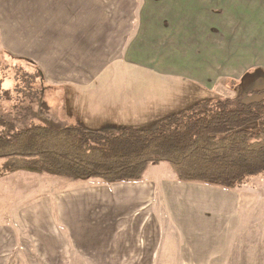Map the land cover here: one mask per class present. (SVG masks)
Returning <instances> with one entry per match:
<instances>
[{
    "label": "crops",
    "instance_id": "1",
    "mask_svg": "<svg viewBox=\"0 0 264 264\" xmlns=\"http://www.w3.org/2000/svg\"><path fill=\"white\" fill-rule=\"evenodd\" d=\"M250 40L256 53L245 47ZM259 42L264 0H0L2 53L60 83L61 123L90 131L154 129L219 98L230 79L264 66ZM162 165L138 182H65L51 200L46 174L5 172L0 160V264L27 246L48 254L44 264L86 263L83 255L153 264L165 236L182 264L222 263L238 236L229 225L238 190L154 176Z\"/></svg>",
    "mask_w": 264,
    "mask_h": 264
},
{
    "label": "trees",
    "instance_id": "2",
    "mask_svg": "<svg viewBox=\"0 0 264 264\" xmlns=\"http://www.w3.org/2000/svg\"><path fill=\"white\" fill-rule=\"evenodd\" d=\"M259 93L261 100L248 103L231 97L200 102L150 130L55 123L17 129L0 119V160L5 172L30 168L108 184L138 182L150 165L167 162L179 182L236 190L264 174V90ZM41 107L50 109L45 102Z\"/></svg>",
    "mask_w": 264,
    "mask_h": 264
},
{
    "label": "rangeland",
    "instance_id": "3",
    "mask_svg": "<svg viewBox=\"0 0 264 264\" xmlns=\"http://www.w3.org/2000/svg\"><path fill=\"white\" fill-rule=\"evenodd\" d=\"M213 12L214 14H220L221 11L219 8H214ZM228 12L230 26L235 31L238 24L236 9H230ZM238 25L241 26L240 23ZM244 27L247 29L249 26L244 25ZM263 43L259 42V45L262 46ZM245 47L250 51L254 50L256 53L258 45L256 41L252 43L250 40ZM259 48L262 50L261 47ZM224 79H220L219 83L226 85ZM62 88L60 83L42 74L36 65L27 58H14L7 51L3 54L0 50V119L13 124L17 129L27 128L35 124L55 123L65 125L61 123L64 120ZM225 90L227 92L217 90L221 93L220 97L239 98L247 103L261 100L263 97L259 92L264 90V66L250 68L242 80L230 79ZM4 92H8L9 95L5 97ZM43 102L49 105V111L42 109ZM163 164L165 165H162L154 176L158 177L159 175L162 177L174 173L169 163L165 162ZM38 174L44 173L38 172ZM45 176L42 177L43 182L46 184L45 189H50L48 192L52 195L46 198L51 200H54L52 198L61 192V188L66 184L65 182H81L78 180L70 181L67 177ZM37 181L32 178L29 184ZM95 181L102 182L100 180ZM59 186H61L60 189L56 188ZM237 190L238 197L235 198L239 203L237 209L233 211L234 202L230 200L229 225L231 230L235 229V233L237 230L238 236L231 242L232 247L229 250V257L220 264H264V174L248 177ZM30 197L32 198L31 193L29 199H31ZM22 200H25V198H22ZM170 242L171 236H165L160 246L162 248H159L156 257L153 259V264H182V259L170 248ZM114 251H116V254L120 252L113 249H104V254L111 257ZM45 256H48V254L44 253V250L35 252L27 246V248L19 250L18 254L14 255L10 264H44L42 258ZM128 257L136 256L128 255ZM136 258L139 259V257ZM83 259L86 263L81 261L70 264H109L108 262H110V258H104V256L83 255ZM111 260V264L118 261L116 257H111ZM126 262L141 264L137 259L130 262L129 258L120 264H126Z\"/></svg>",
    "mask_w": 264,
    "mask_h": 264
}]
</instances>
